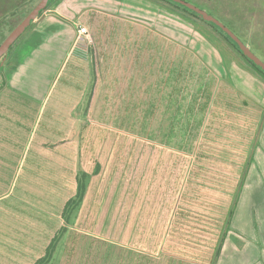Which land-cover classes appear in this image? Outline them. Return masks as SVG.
Masks as SVG:
<instances>
[{
    "label": "crops",
    "instance_id": "1",
    "mask_svg": "<svg viewBox=\"0 0 264 264\" xmlns=\"http://www.w3.org/2000/svg\"><path fill=\"white\" fill-rule=\"evenodd\" d=\"M119 2L127 3L56 0L45 8L24 45L16 47L15 52H24L22 60L10 69V79L0 80V95L26 103L42 95L43 105L66 69L46 124L60 135L56 143L65 149L80 111L87 126H95L98 117L117 119L124 133L138 135L141 150L144 137L159 150L153 153L152 188L96 189L99 177L91 174L81 205L70 215L63 195L53 201L49 190L28 192L22 196L28 199L22 200L23 208L12 211L11 223L1 225L0 264H34L49 254L55 240L57 254L53 251L46 264L55 258L58 264H264V79L245 64L223 60L217 49H209V57L201 53L203 62L190 60L183 76L170 33H157L150 43L144 40L148 35L128 30L88 31V37H78L79 26H93L116 9L123 11ZM70 8L81 11L71 14ZM114 37L122 40L112 41ZM59 41L69 48L61 52L47 89L39 94L35 80L21 85L23 77L50 70ZM159 43L156 76L145 86L143 49ZM188 76L200 85L188 87ZM218 81L234 88V96L253 110H221L222 104H215ZM21 86L27 97L19 93ZM1 105L0 129L5 121L7 132L10 127L20 130L17 113L3 111ZM90 133L88 127L85 135ZM177 156L183 158L182 173L176 176L172 168L165 178L162 166L176 165ZM161 179L176 188H160ZM63 229L70 230L71 239H62Z\"/></svg>",
    "mask_w": 264,
    "mask_h": 264
},
{
    "label": "rangeland",
    "instance_id": "2",
    "mask_svg": "<svg viewBox=\"0 0 264 264\" xmlns=\"http://www.w3.org/2000/svg\"><path fill=\"white\" fill-rule=\"evenodd\" d=\"M38 1L39 0H17L18 9L15 13V18L12 20V24L19 22L20 18L31 10ZM112 1L114 3L118 2V0ZM186 1L208 5L221 14L225 20H231L233 27L243 37L246 45L264 62V0ZM126 2L127 3L119 2L126 11L124 9L123 11L116 9L113 15L109 16L112 12L106 15V20L103 18L104 20H97V23L93 26L87 25L86 28L90 35L96 32V30L106 29L118 33H124L126 30L137 31L138 33L142 32L143 35H148L149 37H145L144 40L150 43L156 41L157 33L164 35L170 33L176 41V63L179 68V63L182 64L181 69L184 68L182 69L183 76H185L186 70L190 65V60L194 61L197 59L203 62V55L209 57V49L212 51L216 49L214 48L215 45L211 41L212 44L208 41L209 38H207V40L206 36L197 28L183 21L177 15L167 13L158 5L145 0H126ZM203 9L206 11L205 8ZM1 11L5 10L3 9L0 10V12ZM71 11L68 10V12L72 14L81 11V9L79 10L76 8L71 9ZM38 18L39 17L35 19L32 26L41 19ZM75 21L80 23L79 18L75 19ZM32 26L27 28L17 38L5 56L0 59V80L5 78L10 79V69H12L17 62L22 60L24 52H15V50L24 45L23 38ZM198 27H203L201 22ZM7 30L8 28H5L3 32L0 31V42L1 38H3L2 36L7 34ZM73 30L75 31L76 28L73 27ZM87 39L90 40L89 38ZM113 40L120 42L122 38L114 37L112 38V41ZM107 41H111V39L109 38ZM89 42H91V40ZM83 43L89 45L86 39ZM30 45H27L28 47H25V50H28ZM90 45H92V43H90ZM151 45L153 46L154 43H151ZM94 46H96L95 43ZM147 46L146 44L143 49L144 55L142 59L145 84L151 83L150 80L156 76L160 43L158 47H154L150 50L147 49ZM67 47L68 43L66 41H59L57 44V54L52 58L53 62L51 61L50 70L39 71L37 74L38 77L27 75L25 80L23 77L21 85L23 82L31 83L33 80L36 82L39 81V94H42L49 86L48 81H51L57 74L58 66L61 64V61H59L61 52L65 51ZM219 51L224 54L226 61L234 60L243 63L237 51L229 49L226 46L222 49L220 48ZM13 52H15V55H12ZM201 53H203V55ZM65 73L66 69L63 73L60 72L58 74L54 85L51 87L49 96L43 105L41 101L42 97H40L42 95L29 99L27 103L24 101H7L0 95V107L3 103V106H6L3 111H14L10 112L12 114L16 112L17 115L15 119H18L21 124L20 130L10 127L8 132L3 126L6 125L5 121H2L1 124L0 156L5 162H1L0 164V194L4 193L6 195L0 197V229L3 228L1 227L3 222L11 223L13 218V216H11L12 211L15 212L23 208L24 203L22 200L28 199L22 196L28 192L35 191L34 193H36L41 190H49L52 195L49 200L53 201L60 200L62 195L64 198H68L67 201L72 198L69 210L67 209V214L70 215L72 208H76L78 204L81 205V203L78 202L83 200L76 197L77 185L80 183L86 190L88 188V176L91 174H97L96 176L99 177L97 178L99 180L95 183L94 188L96 189L152 188L153 153L157 155L159 150L152 146V143L149 142V139L146 137H144L143 149L141 150V139L138 135L134 132H128V134L124 133L125 131L123 128L119 127V122L116 121L117 119H111L110 121L109 119L105 120L103 117H98L94 119L95 126L93 124L87 126L86 119L83 117L84 111H80V117L77 123L74 124L72 134L69 135V139H71L72 142H70L71 140L66 141L64 143V150H62L61 144L56 143L60 135L52 134L51 130L46 129V124L49 112L53 109L56 97L60 93L61 83ZM60 76H62V78L59 80ZM189 79L187 86L189 87L192 83L191 89L200 85L199 81L193 83L192 78L189 77ZM145 86H147V84ZM218 86L220 90L217 94V103L215 104H222L223 109L221 110L232 112L253 110L247 109L245 105L242 104V97L234 96L237 95L234 88L222 81H218ZM19 93L27 97L24 95L26 93L23 91V86L19 89ZM232 115L234 116V114ZM9 121H11V119ZM90 121L93 123L92 119ZM110 126L111 129H109ZM88 127L90 132H92L89 137L85 135ZM20 138L22 139L20 140ZM51 142L54 146L45 145ZM88 143H94L93 149H91V144L90 147L88 146ZM69 146L71 149H68ZM182 164L183 158L177 156L176 165H170L168 167L162 166V169L165 170L163 174V170L161 169L162 175L167 178L169 172L172 173V168H176V170H174L175 175H179L183 170ZM77 175L80 177L79 182H77L76 179ZM153 178L158 180L157 174L154 175ZM91 186L90 188H93ZM159 186L162 189L176 188L175 183H163L162 179ZM23 189L27 192H22L24 191ZM19 200L20 202H18ZM61 232L64 241L71 239H67L70 230L63 229ZM4 235V231L0 230V236L4 237ZM55 242L52 244L51 248L49 247V257L47 259L50 258V255H52L56 247L57 242ZM55 252L56 251H54V257L57 254ZM46 262L47 261L42 264H46ZM58 262L59 259L56 261L55 258L54 261L52 260L47 264H58Z\"/></svg>",
    "mask_w": 264,
    "mask_h": 264
},
{
    "label": "trees",
    "instance_id": "3",
    "mask_svg": "<svg viewBox=\"0 0 264 264\" xmlns=\"http://www.w3.org/2000/svg\"><path fill=\"white\" fill-rule=\"evenodd\" d=\"M17 0H1L0 1V10H5V11H1L0 12V31L3 32L5 30V28L7 30V34L3 35L1 38V42L4 40V38L9 34V32L24 18V16L26 14H28V11L26 14H24L19 22H17L16 24H12V20L15 18V13L18 9V4L16 3ZM56 0H48L46 8H48L49 6L53 5L54 2ZM149 1L151 3H154L156 5H158L159 7L163 8L166 12H168L169 14L171 13L172 15L175 14L177 15L179 18H181L183 21L191 24L193 27L197 28L200 32H202L205 36L206 39L209 38V42L211 41L214 45L215 48L218 50H220V48L222 49L223 47H228L229 49H233L235 51H237V53H239L240 57H241V61L243 62L242 64H245L250 70H252L257 76L261 77L264 79V70H262L260 67H258L257 65H255L250 59H248L238 48L237 44L224 32L222 31V29H220L218 26H216L215 24H213L212 22L206 21L205 19H203L200 15H198L196 12H194L193 10L181 5L180 3L174 2L173 0H146ZM19 3V2H18ZM192 3V2H191ZM197 3V2H195ZM193 3V4H195ZM198 4V5H197ZM195 4L196 6L200 7V8H205L206 11L210 14H212L213 16H215L216 18H218L221 22H223L228 28H230L245 44V40L243 39V37L236 31V29L233 27L231 20H225L221 14H219L214 8L212 9L211 7H209L208 5H202L200 3ZM200 5V6H199ZM202 8V9H203ZM8 9V10H7ZM42 14V11H40L35 19L37 17H39ZM35 19H33L29 26L27 28H29L30 26H32V24H34L33 22L35 21ZM225 21V22H224ZM200 22L202 23V28L198 27ZM228 25H227V24ZM12 24V25H11ZM10 26V27H9ZM26 28V29H27ZM25 29V30H26ZM236 32H235V31ZM220 36H218V35ZM0 42V43H1ZM210 42V43H211ZM211 43V44H212ZM14 44V43H13ZM12 44V45H13ZM11 45V46H12ZM10 46V48H11ZM9 48V49H10ZM9 51V50H8ZM220 55L222 56V59H225L224 54H222L221 51ZM4 57V56H3ZM1 57V58H3ZM0 58V59H1ZM226 60V59H225ZM240 61V62H241ZM79 176L77 175L76 179L77 182H79ZM85 187V186H84ZM85 188H83V186H81V184L79 183L77 185V190H76V197H78V199H82V195L84 192ZM72 201V198L69 199L66 203H65V211L68 209L69 210V205ZM79 203V202H78ZM49 257V254L47 253V255L39 258L34 264H42L44 263L47 258Z\"/></svg>",
    "mask_w": 264,
    "mask_h": 264
},
{
    "label": "water",
    "instance_id": "4",
    "mask_svg": "<svg viewBox=\"0 0 264 264\" xmlns=\"http://www.w3.org/2000/svg\"><path fill=\"white\" fill-rule=\"evenodd\" d=\"M181 5L193 10L206 21L212 22L224 31L238 46L239 50L250 59L255 65L264 70V62L247 46L230 28H228L218 18L208 13L204 9L186 0H173ZM48 0H39L37 4L24 16V18L9 32V34L0 43V58L5 56L10 46L17 40V38L25 31L30 22L35 19L36 15L46 8Z\"/></svg>",
    "mask_w": 264,
    "mask_h": 264
},
{
    "label": "built area",
    "instance_id": "5",
    "mask_svg": "<svg viewBox=\"0 0 264 264\" xmlns=\"http://www.w3.org/2000/svg\"><path fill=\"white\" fill-rule=\"evenodd\" d=\"M77 32L79 38L88 37V30L85 26H79Z\"/></svg>",
    "mask_w": 264,
    "mask_h": 264
},
{
    "label": "flooded vegetation",
    "instance_id": "6",
    "mask_svg": "<svg viewBox=\"0 0 264 264\" xmlns=\"http://www.w3.org/2000/svg\"><path fill=\"white\" fill-rule=\"evenodd\" d=\"M3 57V56H2Z\"/></svg>",
    "mask_w": 264,
    "mask_h": 264
}]
</instances>
